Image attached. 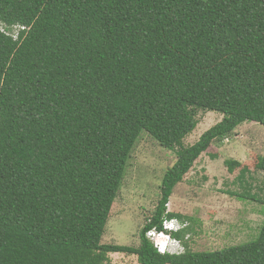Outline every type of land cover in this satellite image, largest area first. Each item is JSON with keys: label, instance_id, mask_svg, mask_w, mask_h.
<instances>
[{"label": "trees", "instance_id": "trees-1", "mask_svg": "<svg viewBox=\"0 0 264 264\" xmlns=\"http://www.w3.org/2000/svg\"><path fill=\"white\" fill-rule=\"evenodd\" d=\"M200 111L223 119L184 147ZM247 123L264 128V0H0V264H264V224L217 252L163 255L147 238L186 223L174 188ZM142 134L177 162L140 248L104 245ZM251 189L233 195L264 205Z\"/></svg>", "mask_w": 264, "mask_h": 264}, {"label": "rangeland", "instance_id": "rangeland-1", "mask_svg": "<svg viewBox=\"0 0 264 264\" xmlns=\"http://www.w3.org/2000/svg\"><path fill=\"white\" fill-rule=\"evenodd\" d=\"M222 119L217 113L198 112V126L184 140L183 146L195 145ZM263 155L264 128L247 123L221 144L214 143L198 159L183 182L174 188L167 206L168 212L183 216L188 225L184 241L168 244H173L172 254L178 249L182 254L186 250L217 252L252 242L264 224V205L240 201L233 194L243 193L252 185V194L264 196L261 191L264 172L257 169ZM177 158L175 151L163 148L150 135L142 134L129 161L102 244L140 248L141 231L162 199L164 176ZM228 162H237L239 166L231 172ZM245 168L249 172L245 177L246 188H243L239 177ZM170 227L173 229L174 225ZM109 258L108 264H140L137 255L112 253Z\"/></svg>", "mask_w": 264, "mask_h": 264}, {"label": "built area", "instance_id": "built-area-1", "mask_svg": "<svg viewBox=\"0 0 264 264\" xmlns=\"http://www.w3.org/2000/svg\"><path fill=\"white\" fill-rule=\"evenodd\" d=\"M170 226L171 225L168 222H164L165 230L171 229ZM147 238L153 241L152 243H154L159 253L164 254L168 250V244H170V237L167 236L165 233H158L156 230H152L147 233Z\"/></svg>", "mask_w": 264, "mask_h": 264}, {"label": "clouds", "instance_id": "clouds-1", "mask_svg": "<svg viewBox=\"0 0 264 264\" xmlns=\"http://www.w3.org/2000/svg\"><path fill=\"white\" fill-rule=\"evenodd\" d=\"M166 222H168L171 225H174V227H172L173 229H169V230H165L164 229V231H162V232H158L156 229L155 230L158 233H165L167 236H169L170 237V240H169L170 243H177L179 240L173 238V234H177L179 232L184 231L188 227L187 223H181L179 220H171V221H166ZM172 245L173 244H171V246ZM171 246L168 247V250L163 255H165V254H172ZM161 250H163V249H161ZM174 254H179V249Z\"/></svg>", "mask_w": 264, "mask_h": 264}]
</instances>
